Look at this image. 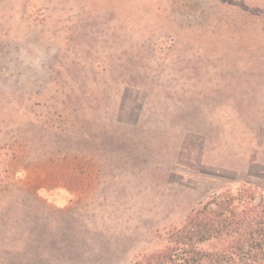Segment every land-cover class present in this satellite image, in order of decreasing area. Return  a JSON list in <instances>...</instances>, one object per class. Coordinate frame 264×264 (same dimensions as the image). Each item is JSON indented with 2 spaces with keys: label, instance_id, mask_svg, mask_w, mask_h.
I'll return each mask as SVG.
<instances>
[{
  "label": "rangeland",
  "instance_id": "1",
  "mask_svg": "<svg viewBox=\"0 0 264 264\" xmlns=\"http://www.w3.org/2000/svg\"><path fill=\"white\" fill-rule=\"evenodd\" d=\"M244 189L264 0H0V264H136Z\"/></svg>",
  "mask_w": 264,
  "mask_h": 264
},
{
  "label": "trees",
  "instance_id": "2",
  "mask_svg": "<svg viewBox=\"0 0 264 264\" xmlns=\"http://www.w3.org/2000/svg\"><path fill=\"white\" fill-rule=\"evenodd\" d=\"M246 195H215L136 264H264V202ZM210 242L219 246L204 247Z\"/></svg>",
  "mask_w": 264,
  "mask_h": 264
}]
</instances>
